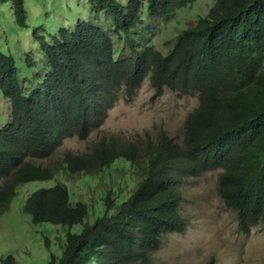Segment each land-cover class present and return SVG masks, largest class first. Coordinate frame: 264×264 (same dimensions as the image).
<instances>
[{
    "label": "trees",
    "instance_id": "trees-1",
    "mask_svg": "<svg viewBox=\"0 0 264 264\" xmlns=\"http://www.w3.org/2000/svg\"><path fill=\"white\" fill-rule=\"evenodd\" d=\"M9 1L16 25L26 27L24 0ZM89 1L110 12L113 34L127 38L130 55L116 58L107 29L86 20L60 26L52 41L34 30L43 59L27 56L29 74L0 49V91L11 104L0 127V216L20 185L81 173L85 184L98 185L91 202H75L58 181L33 191L23 206L36 224L68 228L47 264H152L163 237L187 229L183 184L219 169V195L240 229L264 224V0H215L172 36L166 52L138 43L133 31L198 0ZM147 78L155 98L166 89L198 94L182 141L165 131L101 138L85 152L65 151L60 164L38 161L65 139L99 130L120 96L132 98ZM76 224L83 225L78 233L71 231ZM0 261L18 264L13 255Z\"/></svg>",
    "mask_w": 264,
    "mask_h": 264
},
{
    "label": "rangeland",
    "instance_id": "rangeland-1",
    "mask_svg": "<svg viewBox=\"0 0 264 264\" xmlns=\"http://www.w3.org/2000/svg\"><path fill=\"white\" fill-rule=\"evenodd\" d=\"M214 2L198 0L170 18L144 19L142 26L133 31V38L138 43L148 42L166 52L172 36L206 15ZM24 3L28 25L19 27L12 16L11 1L0 0V49L15 57L23 73L33 71L26 63L27 56L43 59L41 48L34 45L37 41L34 30L39 29L52 41L51 36L60 26L72 28L76 20L106 28L113 39L116 58L131 54L127 38L113 34L110 12L96 9L99 5L95 8L89 0H24ZM154 95L155 90L147 78L132 98L125 94L120 96L99 130L85 140L65 139L51 158L38 161L60 164L65 151L85 152L101 138L135 140L146 134L156 137L165 131L182 141L186 118L199 105L198 94L166 89L161 96L155 98ZM10 105L9 99L0 91V127L9 120ZM220 173L219 169L208 171L188 178L183 184L182 211L188 222L187 229L165 235L161 248L152 253V264H264V224L254 225L248 232L240 229L236 212L228 208L219 195ZM84 179L85 176L79 173L20 185L10 209L0 216V260L13 255L18 264H47L51 253L59 254L68 228L49 222L36 224L23 206L33 191L54 186L58 181L68 184L75 202L89 203L96 195L98 185L96 182L87 185ZM82 227V224H76L71 231L78 233Z\"/></svg>",
    "mask_w": 264,
    "mask_h": 264
},
{
    "label": "clouds",
    "instance_id": "clouds-1",
    "mask_svg": "<svg viewBox=\"0 0 264 264\" xmlns=\"http://www.w3.org/2000/svg\"><path fill=\"white\" fill-rule=\"evenodd\" d=\"M10 107H11V105H10ZM10 115H11V111H10ZM9 117H10V116H9ZM7 122H8V121H7ZM7 122H6V123H7Z\"/></svg>",
    "mask_w": 264,
    "mask_h": 264
},
{
    "label": "bare ground",
    "instance_id": "bare-ground-1",
    "mask_svg": "<svg viewBox=\"0 0 264 264\" xmlns=\"http://www.w3.org/2000/svg\"><path fill=\"white\" fill-rule=\"evenodd\" d=\"M1 255V254H0Z\"/></svg>",
    "mask_w": 264,
    "mask_h": 264
}]
</instances>
